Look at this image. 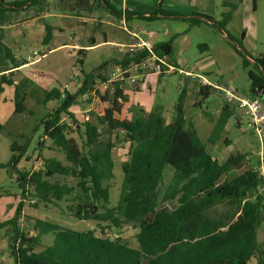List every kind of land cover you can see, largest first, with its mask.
Returning <instances> with one entry per match:
<instances>
[{"label":"trees","instance_id":"1","mask_svg":"<svg viewBox=\"0 0 264 264\" xmlns=\"http://www.w3.org/2000/svg\"><path fill=\"white\" fill-rule=\"evenodd\" d=\"M37 1H0V12L34 5ZM103 2L112 15L118 19L121 17V11L106 0ZM221 6L224 11L218 20L198 11L184 17L172 15L185 21L189 28L205 23L218 33H225L228 43L241 55L243 66H248L249 59L236 48L238 45L243 49L242 42L226 28L234 6L229 0H223ZM157 14L171 15L159 4L155 12L147 15L124 11L126 19L135 16L154 20ZM51 37L52 28L46 25L43 42L48 43ZM171 44V40L156 42L154 50L159 55H166L176 66ZM0 49L14 67L21 64L1 39ZM84 55L85 49L77 50L76 60L81 66ZM247 56L253 60L254 66L247 73L250 96H259L255 89L264 84V53ZM139 57L138 53L127 52L120 60H106L92 71L82 69L80 85L74 91L57 87L42 90L39 103L57 101L54 109L41 120L43 137L52 141L51 149L62 152L65 162L46 157L37 170L17 168L27 150L26 146L12 145L11 150L18 152L11 155L7 166L16 169L20 195L32 205L59 206L58 202L65 201L71 216L94 220L101 228L78 231L33 218L32 231H24L17 222L23 206L20 200L14 215L0 221V229L11 226L8 249L14 264H249L251 258L255 259L254 264H264V249L259 248L256 231L264 219V180L254 168L222 179L231 170L242 168L247 155L236 152L220 161L206 149L194 127L191 124L185 127L184 91H180L169 121L163 116L160 105L147 112L136 106L130 119L115 116L126 100L124 88L121 81H114L101 92L97 84H103L107 79L101 71L109 63L124 65ZM12 84L13 81L2 74L0 94L4 85ZM212 90L216 89L200 85L198 93L206 97ZM26 96L22 87L14 84L15 114L28 110ZM93 97L107 102L108 106L102 114L90 112L95 116V122L89 118L82 123L77 121L73 107ZM234 114L233 106L225 103L208 143L219 140L220 133ZM100 126H106L110 134L115 132L116 139L128 143L127 159L121 163L123 180L114 204L110 203L109 182L113 178L112 149L115 143L111 137H103ZM2 129L0 122V131ZM72 133L79 135L81 144L71 136ZM167 164L173 167L174 173L159 197V183ZM55 175L75 178L76 184L53 180ZM223 203L228 208L216 214L215 207ZM127 223H135L139 228L136 234L138 247L119 236H108L102 229L119 230ZM48 233L53 234V242L44 245L41 235Z\"/></svg>","mask_w":264,"mask_h":264},{"label":"rangeland","instance_id":"2","mask_svg":"<svg viewBox=\"0 0 264 264\" xmlns=\"http://www.w3.org/2000/svg\"><path fill=\"white\" fill-rule=\"evenodd\" d=\"M6 1L11 2L12 0ZM72 1L74 0H66L67 4L64 5V8L59 9V1L50 0L48 6L45 5L42 9L46 10L48 7L49 11L52 13L63 11L66 14H70L73 12L70 9L73 6ZM148 1L149 0H146L147 3ZM222 1L223 0H218L215 4L213 13L217 20L221 17V11H224L221 6ZM248 4L249 11H247L245 15L241 14L240 11L235 13L226 27L228 32L235 39L242 42L243 49L238 45L236 48L242 55L247 57V59H249L247 55L256 57L264 53V0H256L255 9H251L253 7L252 2ZM33 10L32 7H28L0 12L1 23L6 24L13 21H22L25 17L31 15ZM84 14L85 18H88L85 12ZM57 19L64 28L61 36L68 44L73 43L72 40L68 38L72 36L75 37L77 43L91 45L90 39L94 32L97 40L104 41L103 33L99 30V27H97L95 31L93 30V23L90 19L85 23L78 17L74 19L69 18L68 20H70V22H63L62 19L64 18L60 17H57ZM131 25L134 29L138 26L139 30L152 29L157 33L156 38L159 40L160 38L161 40H171V45L174 46L173 54L177 58L180 68L194 67L197 73L206 74L212 80L218 79L245 96L251 95V85L247 73L250 69H254L253 62L249 59L250 64L248 66H243L241 55L228 43V39L224 33L221 35L208 27L205 23L188 28V24L180 19L162 18L153 23L143 19H136L134 23L127 24V26ZM102 29L106 32V38L113 42L120 43L124 37H126V31L123 29L122 23L112 25L104 24ZM243 34L245 36H243ZM156 38L151 41L156 42ZM3 43L8 46L5 42ZM200 45H205L206 47ZM8 47L12 54H14L16 60H19L21 57H26L28 54H35L40 57L41 60V55L46 53V46L41 41H24L16 46L9 45ZM113 49L114 48L110 45H102L94 50L88 51L82 56L84 72L92 71L102 62L110 60L111 56H113L112 59L120 57V54H116ZM75 52L74 49H63L55 55H52L51 59L44 58L36 66L39 67V69H50L52 65L60 63L61 65L58 67L63 69L66 62L69 60L72 61L73 56L76 54ZM55 56L58 57L57 60L52 59ZM6 61L10 65L13 64L9 59H6ZM54 61H56V63ZM36 66L35 69H37ZM114 69V64L109 63L101 73L108 76L110 71ZM183 78L186 77L177 73L166 74L161 76L158 83L153 86L151 96H153L156 103L162 107L163 116L168 121L171 120L173 116V107L178 95L180 91H184L185 127H189L190 124L194 127L198 137L206 145V149L220 160L236 152L245 153L247 155L245 164L242 168L231 170L228 174L224 175L222 179L238 175L247 169H255L259 167L261 163L264 167V136L262 139L263 152L260 154V142L257 136L252 132V127L247 125L248 118L236 107H233L235 114L226 123L223 131L220 133L219 140L214 144L207 142L214 124L220 116V110L226 103L224 93L219 90H212L208 96L204 97L198 93L200 85L196 80H185ZM97 85L101 92L108 87L107 84H105L106 87H103L101 83ZM56 87L59 88L60 84ZM8 92V88L6 87V93L3 97H7ZM41 95L43 96V93ZM41 95L33 93L32 96L26 97L25 105L28 110L21 114H14L13 112L9 114L8 112L11 106L9 102L0 103V122L3 124V129L0 131V221L12 217L18 201L21 200L23 201V206L17 222L19 228L24 231H32L34 223L33 218L48 220L78 231L93 228L100 230L101 227H98L94 220H79L71 216L70 212L66 209L68 202L60 201L58 202L59 206H53L52 204L45 205L43 203H38L36 206L32 205L20 195L21 190L15 177L17 175L16 169L12 166H7L11 155L18 152L11 150L12 145H18L20 147L26 146L27 150L25 156H23L17 164V168L22 167L27 171L37 170L41 167V160L46 157H56L62 162H65L62 152L51 149L53 148L52 141L48 138L42 139L44 126L41 120L46 113L54 109L57 105V101L51 100L45 104L39 103L42 99ZM85 102H81L79 105L73 107L74 110L78 111L75 118L82 123L86 121L85 116L88 114L89 119L95 122V116H92L90 112L96 114L101 113L103 112L102 107L98 99L93 101V99L90 98L87 100V104H85ZM91 102H93L92 109L83 111L89 107ZM261 104L262 111H264V102L261 101ZM1 109L4 111H1ZM240 121H242L241 126L247 129L246 132L239 129ZM99 128L105 139L111 137L115 143L112 149V158L114 160L113 178L109 182L110 203L114 204L123 180L121 163L127 159L128 143L122 139H116L115 132L110 134L106 126H100ZM71 136L76 139L78 144H81L78 134L72 133ZM39 142H42L41 145L38 144ZM260 155L263 158L261 163ZM27 156H29V158H26ZM173 173L174 169L171 165L167 164L164 166L159 183V197L162 196L170 184ZM52 179L73 186L76 184V179L70 176L55 175ZM262 194L264 196V193ZM227 208V204H219L215 207L214 212L218 214L225 211ZM102 229L107 233L106 235L113 237L119 236L130 245L138 247L136 234L139 228L137 224H123L119 230L110 228ZM256 231L259 248L264 249V219L257 227ZM10 234L11 226L0 229V264H14L8 249ZM41 242L44 245H50L53 242V234L48 233L41 235ZM254 262L255 259L253 258L249 260V264H254Z\"/></svg>","mask_w":264,"mask_h":264},{"label":"crops","instance_id":"3","mask_svg":"<svg viewBox=\"0 0 264 264\" xmlns=\"http://www.w3.org/2000/svg\"><path fill=\"white\" fill-rule=\"evenodd\" d=\"M1 2L8 3L6 0H0ZM14 1V0H12ZM54 1V0H53ZM59 1V0H58ZM112 6H114L117 10L121 11L124 14V11H130L134 14H144L147 15L149 13H153L156 11L158 4L160 8L165 12L171 15H160L157 14L156 19L154 20H146L150 21L151 23L158 21L160 19H176L177 17L172 14H178L180 17L190 16L193 11H198L200 13H205L214 17V8L216 1L218 0H149L148 3L146 0H106ZM50 0H38L34 5H28L23 8L32 7L34 9L28 17H25L22 21H13L8 23H1L0 18V36L2 37V41L5 42L8 46H16L20 44V42L24 41H41L46 46V53L41 55L40 57L36 56L35 54L27 55L26 57H21L18 62L21 64L18 67H14V65H10L6 61V57L2 53L0 49V78L1 75L4 74L6 78H9L13 81L12 85H4L3 91L0 94V103L9 102L10 109L9 114L12 112L14 113V84H19L22 89L27 93L26 97H30L33 93L41 95L42 90H50L53 87H56L60 84L59 88H67L69 91H74L80 85V79L77 77L72 78V65L77 57V50L85 49V54L90 51L94 50L102 45H110L114 49L116 54H120V57H115L116 60H120L122 57L125 56L127 52L130 53L131 45L135 41L129 33L126 32V37L120 43L113 42L106 38V32H104L103 25L104 24H118L120 21L117 17L111 14L108 8L105 6L103 0L99 2L98 0H86L84 2L74 0L72 1L73 6L70 8L73 12L70 14H66L63 11L52 13L47 9H42L45 5L48 6ZM249 2H252L253 7L251 9H255L256 0H229V3L234 6L232 10V17L238 11L241 14H246L249 11ZM60 4V5H59ZM59 9L64 8V5L67 4L66 0L63 2L59 1ZM91 6V7H90ZM91 8V9H89ZM88 15V18H85ZM57 17L64 18L62 19L63 22H70L69 18L74 19L78 17L85 23L88 19H90L93 23L94 31L97 27L103 33L104 41L97 40L95 36V32L92 33V37L90 39L91 45H82V43H77L75 37L69 36V40H72L71 43H66L61 36L62 31L64 30L63 26L60 25ZM69 17V18H67ZM179 17V18H180ZM139 19L137 17H131L130 19H126V25L128 23H134V20ZM230 20V21H231ZM50 26L52 28V37L48 43L43 42L45 26ZM188 26V25H187ZM132 31H150L152 29L142 30L136 26V28H132L131 26H127ZM209 27V26H208ZM189 28V27H188ZM137 29V30H136ZM222 35V34H221ZM224 35H226L224 33ZM157 33L152 36V39L156 38ZM245 36V35H244ZM0 37V39H1ZM20 41V42H19ZM167 40H160L156 38V42H165ZM155 42V43H156ZM74 49L76 54L73 56L72 61L66 62V65L63 66V69H60V63L52 65L50 69H45L37 67L36 65L40 63L44 58L51 59L52 55L60 52L63 49ZM172 46V54H173ZM39 55V54H38ZM14 59L16 60L14 54H12ZM113 56L110 57L112 59ZM173 58L175 60V65L177 68L179 67V63L177 58L173 54ZM53 60H57L58 57L55 56L52 58ZM83 60V58H82ZM76 62V61H75ZM114 64V63H113ZM83 65V63H82ZM119 64H114L115 68ZM35 66L37 69H35ZM82 69L84 67L82 66ZM196 69V68H195ZM41 70V71H37ZM113 71V70H112ZM110 71V72H112ZM207 76L206 74H204ZM161 76L150 74L147 75L143 82L139 85H131L126 82L121 83L124 88V95L126 96V100L123 101L120 112L117 113L115 116L117 118L123 119H130L133 114L134 107L138 106L143 108L146 112L152 109L156 103L155 99L153 98L152 89L153 86L158 83ZM209 79L210 77L207 76ZM185 80L191 79L189 77L183 78ZM212 80V79H210ZM212 82H222L218 79L212 80ZM6 87L8 88V95L7 97H3L6 93ZM12 89V90H11ZM148 92V93H146ZM93 101L98 99L102 110L108 106L107 102H102L99 100L98 97H93ZM87 100L85 104H87ZM92 103L89 104V107L83 111H89L92 109ZM74 110V109H73ZM1 111H4L1 109ZM81 112V111H80ZM98 113V114H102ZM75 115L78 113L77 110H74ZM15 114V113H14ZM85 118H89L88 114ZM167 120V119H166ZM168 121V120H167ZM242 121L239 122V126H241ZM45 137H42L44 139ZM229 141V139H228ZM231 143V142H230ZM215 157V156H214ZM217 158V157H216ZM218 159V158H217ZM225 159V158H224ZM220 160V159H219ZM221 159L220 161H222Z\"/></svg>","mask_w":264,"mask_h":264},{"label":"built area","instance_id":"4","mask_svg":"<svg viewBox=\"0 0 264 264\" xmlns=\"http://www.w3.org/2000/svg\"><path fill=\"white\" fill-rule=\"evenodd\" d=\"M123 24V29L129 33L135 40L131 45L130 52L138 53L140 57L138 60H131L124 65H117L116 68L110 72L106 81L102 84H109L114 81L126 82L131 85H139L143 82L147 75L155 74L158 76H164L166 74L177 73L183 77H189L197 81L201 86H209L216 90L222 91L225 96V101L229 105L240 109L243 114L248 118L247 125L252 127V132L257 136L260 147L259 152L262 154V139L264 136V111H262V104L259 96H245L239 93L236 89L229 87L223 82H212L204 74L195 72V68H177L172 62L168 60V57L164 54L159 55L154 50L155 42L151 41L155 32L150 31H132L130 30L125 21V15L122 14L118 19ZM82 66L76 61L72 66V78H82ZM87 119V118H86ZM243 132L247 129L240 126ZM262 156L260 155V163L262 162ZM259 176L264 180V167L261 163L259 167L255 168Z\"/></svg>","mask_w":264,"mask_h":264},{"label":"water","instance_id":"5","mask_svg":"<svg viewBox=\"0 0 264 264\" xmlns=\"http://www.w3.org/2000/svg\"><path fill=\"white\" fill-rule=\"evenodd\" d=\"M226 36V35H225ZM227 37V36H226ZM249 58V57H248ZM250 59V58H249ZM252 62L253 60L250 59ZM255 92L260 96V100L264 102V84H261L256 87Z\"/></svg>","mask_w":264,"mask_h":264}]
</instances>
